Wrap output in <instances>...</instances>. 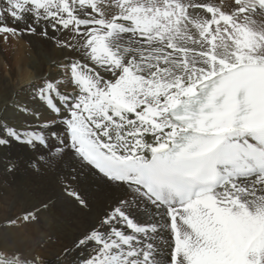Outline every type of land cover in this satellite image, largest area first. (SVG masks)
Segmentation results:
<instances>
[{
    "label": "snow or ice",
    "instance_id": "obj_1",
    "mask_svg": "<svg viewBox=\"0 0 264 264\" xmlns=\"http://www.w3.org/2000/svg\"><path fill=\"white\" fill-rule=\"evenodd\" d=\"M18 22L27 28L8 26ZM41 22L81 41L83 59L67 66L76 94L39 90L64 147L165 210L168 264H264V0H234L231 12L193 0H2L0 34ZM105 225L77 242L92 248L81 264H159L156 225L120 207Z\"/></svg>",
    "mask_w": 264,
    "mask_h": 264
},
{
    "label": "bare ground",
    "instance_id": "obj_2",
    "mask_svg": "<svg viewBox=\"0 0 264 264\" xmlns=\"http://www.w3.org/2000/svg\"><path fill=\"white\" fill-rule=\"evenodd\" d=\"M219 1L223 10L230 9L232 2ZM193 2L206 3L203 0ZM112 11H116L114 6ZM106 15H109L107 9ZM256 20L261 22L259 17ZM8 26L27 28L24 22L9 23ZM34 28V31H23L22 34H0V137L9 141L0 145V157L5 160L0 159V170L7 167L11 170V174L0 171V248L30 250V243L35 239L28 235V228H11L9 224L12 221L23 223L29 214L38 215L40 221L34 225V230L38 228V234L43 233V236L37 250L50 249L53 257L46 263L81 264L92 248L77 247V242L94 229L106 232L109 226L100 228L101 221L120 207L138 225L157 226V233L150 235L159 252V264H168L171 233L165 210L138 198L127 185L107 180L71 148L64 147L65 125L47 106L46 100L41 99L39 90L48 82L64 95L76 94L69 83L67 66L83 59L77 50L80 38L68 30L54 32L46 22L34 25ZM99 70L110 77L103 69ZM53 99L64 113L55 94ZM7 129L19 131L25 138L35 133L43 137L44 143L19 142L6 135ZM20 179L23 184H19ZM17 184L21 188L16 189ZM28 220L32 221L31 218ZM122 230L133 234L129 229Z\"/></svg>",
    "mask_w": 264,
    "mask_h": 264
},
{
    "label": "rangeland",
    "instance_id": "obj_3",
    "mask_svg": "<svg viewBox=\"0 0 264 264\" xmlns=\"http://www.w3.org/2000/svg\"><path fill=\"white\" fill-rule=\"evenodd\" d=\"M203 1H206V2H211V1H217V0H203ZM226 1H232V0H226ZM183 2H188L187 0H183ZM212 2V3H213ZM219 2V0H218ZM228 3V2H226ZM220 4V3H219ZM222 6V5H221ZM225 12H230L228 10H223ZM259 25V23H257ZM2 157H0L1 159ZM3 162H5V160L1 159ZM2 161H0V163H2ZM6 164H8L6 162ZM17 169V168H15ZM2 171H4L3 173H9L11 174V170L9 169V167L7 168H3L1 169ZM0 170V171H1ZM9 171V172H8ZM23 172H26L25 170H23ZM0 175H1V172H0ZM33 175V174H32ZM32 178H35L34 176H31ZM11 182V181H10ZM19 184H23L22 180L20 179V182ZM21 188L18 184H17V188L16 189H19ZM35 218L31 220L32 221H29L28 219L25 220V222L23 223H18V222H15V221H12L10 222L9 226L11 228H17V229H20V228H28V235L32 238L35 239L34 242L30 243L32 244V248L28 251H24V252H21V251H16V250H4V249H1L0 248V257H3L4 259H9V258H18L19 260L21 261H25V262H31V261H36L37 264H47L46 261H49L51 260L53 257L51 256V253L50 252V249H47V248H44V250L40 249V252H38V246L37 244L39 243V239L42 240V236H43V233L42 234H38V228H36L34 230V225L37 224L40 220H39V217L38 215L34 216ZM14 222V223H13ZM41 224V223H40ZM32 226V227H31ZM22 229V230H23ZM34 230V231H33ZM40 237V238H39ZM45 252L46 254H41ZM65 264V263H64Z\"/></svg>",
    "mask_w": 264,
    "mask_h": 264
}]
</instances>
